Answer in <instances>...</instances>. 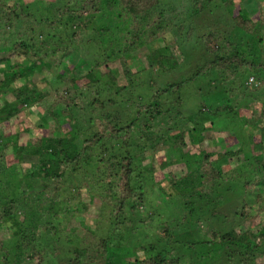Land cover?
<instances>
[{
  "label": "trees",
  "instance_id": "obj_1",
  "mask_svg": "<svg viewBox=\"0 0 264 264\" xmlns=\"http://www.w3.org/2000/svg\"><path fill=\"white\" fill-rule=\"evenodd\" d=\"M206 1L192 0L190 16L201 14ZM167 2L56 0L58 7L41 8L43 0H0V123L15 118L23 127L0 138V264H44L46 258L38 252L37 240L57 236L58 227L71 223L75 214L91 215L93 199L104 206L113 204L110 222L116 227L124 224L123 236L99 237L87 243L70 229L75 238L69 244L77 247L63 264H264V128L252 125L237 131L236 119L244 117L242 113L252 106L234 108L230 100L245 92L251 95L256 89L249 91V84L264 74V14L260 12V19L253 21L238 12L229 27L235 38L229 31L227 35L207 33L202 37L205 54L216 47L220 54L191 77L154 88L148 102L137 105L139 125L135 119L123 123L119 110L110 107L133 83L129 72H124L125 62L114 69L108 63L146 48L148 39L170 21ZM219 5L231 11L234 3L220 0ZM258 5L264 2L258 1ZM146 49L140 72L163 70V61L169 58L161 51ZM100 68L105 71L99 73L109 90L102 100L98 92L90 91L94 85L100 87L96 74ZM121 68L125 81H119ZM58 69L69 78L55 76L60 82L53 89L52 101L45 105L46 119L40 116L41 124L36 126L52 122L54 133L27 137L19 145V133L31 130L18 118L21 110L38 106L46 97L33 75L42 70L52 75V70ZM186 85H194V91L189 92ZM84 90H89L88 94ZM137 91V99H142L151 86H138ZM9 93L13 97L10 102L5 100ZM189 96L196 101L194 110L184 107ZM96 108L107 109L108 114L93 119ZM81 129L88 135L82 137ZM221 132L235 135L234 147L241 146L236 150L222 148L214 159L209 138H213L211 133ZM136 137L147 141L149 149L147 155L140 156L137 167L149 163L139 171L133 167ZM190 147L198 152L190 153ZM163 150L165 164L158 155ZM157 158L161 169L171 168L167 195H175L183 205L180 210L178 199L174 200L173 209L172 203L161 200L162 206H167L163 208L165 215L179 210L181 216L176 220L147 216L148 227L162 232L147 236L143 233L147 221L138 216L147 199L146 184L158 189L160 195L164 192L152 177ZM177 168L183 173L175 177L171 173ZM15 179L17 187L11 185ZM61 192L78 199L81 210L68 206L57 210ZM40 226L47 236L40 237ZM144 236L151 246L143 247ZM200 236L204 243L195 241ZM8 242L14 246L12 258ZM198 244L207 250L195 253L193 248ZM112 250L118 254L113 255Z\"/></svg>",
  "mask_w": 264,
  "mask_h": 264
},
{
  "label": "rangeland",
  "instance_id": "obj_2",
  "mask_svg": "<svg viewBox=\"0 0 264 264\" xmlns=\"http://www.w3.org/2000/svg\"><path fill=\"white\" fill-rule=\"evenodd\" d=\"M20 1L23 3L26 0H20ZM43 1H45V0H43ZM200 1H204V0H200ZM258 1H260L261 3L264 2V0H243V1L239 0V3L234 4L232 9H230L231 11H227L223 7H221V5H219L220 0H207L204 3V11L201 14H198L196 17H194V16H190V6H191L192 0H188V6H184V7H181L183 0H168L167 3L169 5V9H168L169 11L167 12V17L169 18V20H171L174 17V14L179 15L180 13H186L187 14L186 18L188 20H190L193 24H195L197 26V28L199 29V31H197V33H196V39L198 42V47L200 48V54L197 58V61L195 62V68H194L193 72L197 71L198 68L207 64V62H210L215 54H217V53L220 54L218 51V47H216L215 49L213 48L212 50H209L210 54H208V55L204 53L205 51H204V45H203L204 44L203 38L207 37V33H211L214 36H219V35H224V34L227 35V32L229 31V32H231V35L233 36V38H235L234 35L232 34L231 29H229V27L232 25V18L238 12L242 11V13L246 17H248V18L252 17L253 21H258L260 19V17H259L260 12H262L264 14V5L259 6ZM172 5L174 6L173 8H172ZM171 13H172V15H168ZM252 13H253V15H252ZM185 27H186V25L182 24V25H180V27L178 29H183ZM201 38H202V40H201ZM231 47L233 49H235L234 46H231ZM232 48H231V50H232ZM162 49H165V51L163 52ZM156 51L158 53H159V51H161L162 54L164 53V55L167 58H169V60L167 62L163 61V66L172 65L173 63H174V65H172V66H175V61H176V51L175 50L169 51L168 47L165 46V47L158 49ZM156 51H154V52H156ZM147 52H148V50L146 48L138 49V50H136V52L132 53L131 55L126 56L123 60L120 59L116 62H109L108 67H110L111 69H114L115 67L118 68L119 62L120 63L125 62L126 66L124 68V72L125 71L129 72L130 77H128V79H130V81H132V83L134 84L136 80L141 79L142 77H145L146 73L151 72V71H147L145 73L140 72V70L142 68V63H143L141 61V58H142V56L146 55ZM91 54L92 53H90V55ZM262 57H264V56H262ZM143 66L145 67V65H143ZM47 70L37 71L33 75V79H34V81H36V86H37L38 90L41 93H45L46 97H44L41 100V103H37L38 106L28 107V109L26 111H25V109L23 111L21 110V113H20L18 118L24 120L23 124H25L26 127L30 128L31 130H30L29 134H26L23 132L19 133V140H18L19 145H23L26 142L27 137L28 138L42 137V136L50 135V134L54 133V131H53L54 125L52 124V122L49 123L47 121V124L43 123L41 128L36 127V126L41 124L40 116H42L46 119L45 114H44L45 105L47 103L49 105L50 101H52L53 89L57 88V84H59V82H60V80L58 81V83L56 82L55 76L56 75L58 76L59 74L64 76V74H66V73L63 72V70L58 69L57 71L52 70V75H49L48 71H50V70H48V71ZM119 70H120L119 81H121L122 79L125 81L126 78H124V76H123L124 72L122 71V68ZM45 72L49 76L45 75ZM99 72H105V71L101 70V68L96 70V74L98 75V77L100 79V87H96L94 85L91 87L92 89L90 91L91 92H95V91L98 92V95L100 94V96H102V98H101V100H102L105 97L107 98L106 94L109 93L108 92L109 90L106 89V87H104V84H103L104 76H102ZM189 77H191V76H189ZM189 77H187V78H189ZM64 78H65V80H68L69 74L64 76ZM181 79L182 78L170 76L168 79H163V80L158 79V78H153L152 80H145L144 83H145V86L150 85L151 90H152L154 88H158L159 86L162 87L166 84H172V83L179 82ZM250 80L253 81L251 78H250ZM49 83L52 84V86H50ZM202 86L205 90H207L208 86L206 85V83L203 82ZM88 91L84 90V94H88L87 93ZM153 92H156V90L154 89V91H152L151 93H153ZM77 95H78V93L74 97L76 98ZM91 95H93V94H91ZM98 95H96V96H98ZM6 96L7 97H5V100H7L9 102L13 100V97L11 96L10 93ZM0 105H2L1 102H0ZM98 109H100V108H96L95 113H93V115H91V117L93 119L96 116L98 117L101 114H103V113L106 114L108 112L107 109H102L99 111H98ZM242 114L246 116L249 114V111H244ZM189 126L190 125L188 124L187 127H189ZM22 128L23 127L20 126V122L18 121V119H15V118H12L8 123H0V138L2 139V136L4 137V135H6V134H13L19 130L22 131ZM66 129H67V126H64L63 131L66 132ZM241 132H243V131L241 130ZM59 134H61V133H59ZM236 135H237V133H236ZM211 136H213V138H209L210 139L209 140L210 146H212V148H213L214 146L217 147V143L219 145L218 149L213 150L211 148V152L212 151L214 152V156H213L214 159L217 158L219 153H221L222 148L226 147L227 150H233V149L236 150L238 148V147H234L235 141H236V139L234 138V137H236L235 135H233V137H232V136L228 135L227 133L221 132V133H215V134L211 133ZM214 136H215V138H214ZM218 138H223L224 140L222 141L221 139H218ZM255 138L256 137H254V139ZM256 139L258 140L260 138L257 137ZM241 140H243V142L246 144L245 138H242ZM224 141L226 143H224ZM190 148H191L190 153L198 152L197 148H193V147H190ZM165 154H166V151H164V150L160 151L158 154L160 156V158H162V162H164V164H165V161H163V159H164ZM172 154H173V152H171L170 155H172ZM172 157H175V156L173 155ZM159 160H160L159 158H157L156 161L153 160L154 170L152 172V177H153V181L155 183L160 184L162 186L161 188L163 190L168 189V191L166 193L164 191L161 194V197H162L161 200L162 201H165V200L169 201V195H167V194L170 193V190H169L170 188L168 187L170 178H167V176H168L167 174L171 171L170 170L171 168H168V166H166L165 168L161 169L159 167V164H160V162H158ZM173 160H174V158L172 159V161ZM260 160H261V158H260ZM262 161L264 162V159ZM27 162H29V160H27ZM147 163H149V161L144 162L142 165L146 166ZM226 168L228 169L229 167H226ZM182 173H183V169L177 168L176 170H173V172L171 174H173L175 177H177V176H180ZM145 174H146V172H145ZM17 184H18L17 179H15L11 182V185H16V187L18 186ZM239 184L241 185L242 183H239ZM27 193L30 194V191L26 192V194ZM262 194H263V198H264V192H262ZM11 197H12V195H11ZM67 197H69V196H67L66 192H61V194L59 195V198L57 199V203L55 204V205H57V210H60L61 208L68 206L71 210H79L80 211L81 209H80L78 199L73 198L72 196L70 198H67ZM154 198L155 197H153L152 200L150 201L152 209L148 210L146 212V214L138 216V219L140 221L141 220L147 221L146 227H144V231H143L144 235H147V236H150L151 233L154 234L155 231L157 233H162L161 231L160 232L157 231L153 226L148 227L147 216H151L155 220L158 219V217H160L161 219H164V220L171 219V218H173V220H176L181 216L180 215L181 212L179 210H177L179 213H177L176 211H174V212L167 211L168 213L165 215L164 213L166 211H164L163 208H166L167 206L163 207L162 206L163 203H161V200L159 201V203H157V201ZM82 200L84 202L88 201V199L85 197V195L82 197ZM181 201H182L181 199H178V204L180 203L179 204L180 210H181V206L183 205L181 203ZM92 202L93 203H92V205H90L91 208L89 211V213L91 215L82 214L80 216L78 214H75L74 217L70 221L71 223H68L67 225L62 223L60 225V227H64V228L58 227L60 229V233L57 230L58 233H57V236H55V237H53V236L52 237H46L44 239L40 238L42 236H47V234L44 233L43 228H42L43 226L39 227V235H41V236L39 237L40 239L37 240V245H38L37 250L40 253V255L43 256V258H46L44 264H63V262H66L67 259L72 255V250H74L73 248L77 247L76 244H69V243H71V241H73V239L75 238V235L79 236L80 238H82V240H84L87 243H92L93 241H95L99 237H104V238L108 239V238H110L109 236H111L114 239H117L120 237L119 236L120 234L122 235V232H123L122 230L124 228L123 227L124 224L116 227L114 225V223L110 222L111 219L114 218V216L112 215L113 204H109V206L108 205L104 206L99 201H97L95 199H93ZM121 221L126 222V219H123ZM54 226L55 227L57 226L56 222H55ZM70 229L75 230V235L72 234ZM144 238H146V237L144 236ZM196 239H195V241H199V243H204L206 241L203 236H200ZM139 240H141V239H139ZM85 242H83L84 246L86 245ZM151 244H152L151 241H149L147 238L142 240L143 247L151 246ZM7 250L11 251L10 258H12L14 246L12 245L11 242L8 244ZM206 250H207V248L205 246L202 247V246H199V244L193 248V251L195 253H201V252H204ZM111 253L113 255L118 254V252L114 251V250H112ZM46 254H47V256H46ZM214 256H216V255H214Z\"/></svg>",
  "mask_w": 264,
  "mask_h": 264
},
{
  "label": "clouds",
  "instance_id": "obj_3",
  "mask_svg": "<svg viewBox=\"0 0 264 264\" xmlns=\"http://www.w3.org/2000/svg\"><path fill=\"white\" fill-rule=\"evenodd\" d=\"M233 3H239V0H233ZM58 7L56 0H45V3L39 5L41 8L45 7ZM188 6V0H183L181 7ZM186 13H180L179 15L174 14V17L166 22L164 26L156 33L154 38L148 39L145 47L149 48L152 51H156L165 46L168 47L169 51H176V61L175 66L165 65L164 69L155 68L150 73H146L145 77L138 79L135 83L126 90V93H121L117 98L116 104L111 105L110 107L119 109L118 115L121 117L123 123H128L131 120H136V124L139 125L140 120L136 117L137 105L142 103H147V96L151 94L152 89L149 92H146L142 99H137V96L140 93L137 91V86L145 87V80H152L153 78L158 79H168L170 76L179 77L186 79L191 76L195 68V62L200 54V48L198 47V42L196 39V33L199 31L197 26L188 20ZM186 25L185 28L178 31L180 25ZM147 36V33H145ZM264 74L261 75L260 80H255L249 84V91L252 88H255L256 91L251 92V95H248L245 92L244 96L237 97L232 96L230 100L234 101L233 107H250L249 114L244 117H238L235 121V127L237 131L244 130L246 131L249 126L255 125L258 128H264V115L261 114L264 111ZM259 85V87H257ZM189 92L194 91V85H186ZM240 91H244L241 89ZM107 95V94H106ZM195 99L189 96L185 100L184 107L193 109L195 108ZM102 110V109H98ZM187 113H185L186 115ZM158 120L162 117L157 118ZM247 121V123H245ZM163 126H161L162 131ZM155 131V130H153ZM133 135L135 136L136 128L132 129ZM82 137L88 135V133L83 132L81 129ZM81 137V138H82ZM241 145H237L240 147ZM167 150V149H166ZM148 142L144 139L136 137L133 147L132 154L135 157V163L133 167L136 171H139L143 165L139 164V158L141 155L148 154ZM147 199L144 201V210L141 211L140 215L146 214L151 208L150 201L155 196L157 203L161 200V195L159 194L158 189L149 188L146 184L144 188ZM165 193L168 189L164 190ZM179 199L175 195L169 198V203H172L174 200ZM173 209H175V204L172 203Z\"/></svg>",
  "mask_w": 264,
  "mask_h": 264
}]
</instances>
